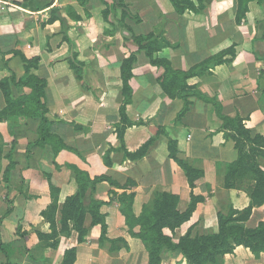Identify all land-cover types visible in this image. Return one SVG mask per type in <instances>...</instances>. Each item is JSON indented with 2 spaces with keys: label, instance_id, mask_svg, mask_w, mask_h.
I'll use <instances>...</instances> for the list:
<instances>
[{
  "label": "crops",
  "instance_id": "crops-1",
  "mask_svg": "<svg viewBox=\"0 0 264 264\" xmlns=\"http://www.w3.org/2000/svg\"><path fill=\"white\" fill-rule=\"evenodd\" d=\"M30 75L46 84L45 112L21 84ZM126 76L130 126L120 116ZM235 121L250 141L243 154L253 148L264 173V0H0V264H61L72 249L73 264H148L120 212L121 195H133L137 218L156 192L177 196L180 212L192 194L203 202L163 234L176 243L188 232L216 233L218 214L246 209L255 186L249 177L226 184V168L239 158L228 123ZM170 143L203 174L193 189ZM76 172L104 180L84 202L86 211L101 202L103 240L89 214L82 243L71 222L68 235L61 231ZM263 222L264 204L242 224ZM117 239L126 247L110 244ZM161 264L186 261L175 251ZM213 264H264V253L255 258L237 246Z\"/></svg>",
  "mask_w": 264,
  "mask_h": 264
},
{
  "label": "trees",
  "instance_id": "trees-1",
  "mask_svg": "<svg viewBox=\"0 0 264 264\" xmlns=\"http://www.w3.org/2000/svg\"><path fill=\"white\" fill-rule=\"evenodd\" d=\"M82 4L86 0H80ZM36 61L32 66H36ZM127 67V64L125 65ZM123 94L125 101L120 108L121 122L124 126L131 124L124 119V108L130 103V93L128 88V77L123 78ZM22 85L31 88L32 99L35 105L40 107L45 112L44 106V89L45 82L38 80L36 77L30 75L25 81H21ZM42 122L46 123L45 120ZM233 124V131L239 138L236 141L239 158L233 164L226 168V184L227 180L234 181L235 179H245L249 177L255 182V186L250 193L249 206L242 211L230 210L227 215L218 214V231L216 233H207L201 237L190 238L189 232L183 238H180L176 243L171 238L163 234L164 229L173 232L175 229L181 227L186 223L193 214L195 207L198 203H202L203 199L190 195V202L186 209L182 212L178 211L179 198L167 192H156L153 195L150 205L143 206L140 215L137 218L132 217L131 204L133 195L124 196L119 198L120 212L125 218L126 226L131 232V235L140 240L148 254V264H161L163 255L165 253H173L180 251L186 264H213L217 257L224 256L225 254L232 253L237 246H243L248 249L252 255L257 258L260 253H264V222L260 223L256 229H246L242 224L245 222L252 209L260 207L264 204V173L259 169L258 164L255 162V150L249 148L250 154H243L245 147L250 143L247 132L239 127L238 122H228ZM124 126L118 130V135L122 138ZM235 138V136H233ZM261 138H254V144H258ZM152 143L143 147L134 157H142L148 150ZM169 156L184 172L189 187L193 189L196 183L200 181L203 174L192 168L188 163L177 158V151L175 144L168 145ZM264 157V154H263ZM49 181V180H48ZM99 180H89L86 176L76 172L77 192L74 196L67 198L61 207V231L68 232V222L72 223V230L78 234V243L84 241L86 230L83 227L86 215L91 216V226L99 225L101 229V237L106 232L103 218L99 214V207L101 202L91 200L87 211L84 208L86 191L90 187L100 182ZM91 189V190H92ZM59 189L50 184V194L57 199ZM56 208H52L51 212L54 215ZM51 227L54 228L55 224L52 221ZM138 228L136 232L133 229ZM52 236L39 235V240L45 242V247H56V244H47L52 240ZM122 244L126 247L122 239L110 241V244ZM75 261V250L65 251L63 254L61 264H73Z\"/></svg>",
  "mask_w": 264,
  "mask_h": 264
}]
</instances>
